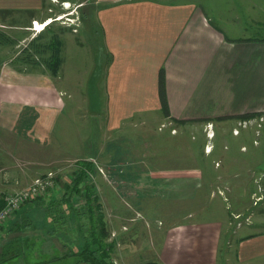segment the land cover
I'll list each match as a JSON object with an SVG mask.
<instances>
[{
    "label": "crops",
    "instance_id": "1",
    "mask_svg": "<svg viewBox=\"0 0 264 264\" xmlns=\"http://www.w3.org/2000/svg\"><path fill=\"white\" fill-rule=\"evenodd\" d=\"M69 2L62 13L76 16L81 26L91 23L99 34L103 138L135 122L157 120L176 124L177 130L207 121L212 129L205 135L208 145L194 148L190 164L180 161L178 150L171 164L136 160L122 168L119 159L111 162L113 175L128 185L112 195L110 217L120 224L108 240L122 251L114 255L115 264H264V223L250 218L255 211L243 210L250 187L256 192V180L264 191V130L234 128V135L233 125L218 124L219 119L264 115V0ZM41 9L42 0H0V13L27 10L36 23ZM58 74L55 79L44 69L0 71V129L50 146L64 107ZM79 81L87 82L73 75L69 86L77 89ZM77 98L84 104V94ZM106 143L99 144L100 155L108 153ZM97 187L98 201L105 202L103 185ZM203 201L218 203L207 210ZM149 219H156L153 229ZM9 230L4 235L20 236ZM20 232L29 237L30 254L26 259L0 256V264H41V258L47 261L61 249L62 240L47 229ZM125 244L127 249L121 247Z\"/></svg>",
    "mask_w": 264,
    "mask_h": 264
},
{
    "label": "rangeland",
    "instance_id": "2",
    "mask_svg": "<svg viewBox=\"0 0 264 264\" xmlns=\"http://www.w3.org/2000/svg\"><path fill=\"white\" fill-rule=\"evenodd\" d=\"M69 1L73 2V0ZM69 1L68 3H63V0H42V9L40 11V13L42 12V15L40 18L35 19L38 20L35 28H37L40 23H43L46 20H51V22L45 27L48 28V31L57 32L62 41L60 51L62 61L59 69V73L62 77L56 84L57 87H63L65 90V94L59 93V97L64 103L62 116L57 119L53 126L50 134V146L43 147L37 145L35 144V140L32 138L22 137L20 135H16L17 137H14V133L10 134L6 130L0 129V191L11 192L24 188L34 178L49 171L53 173L55 177L54 179L60 176L63 177V179H71L73 177L72 171L76 170L74 161L77 159L75 157L91 156V158H88L87 160L92 161L96 170L94 173H91L88 181L93 184V193L96 197V189L98 188L97 184H102L104 187V194L106 196L105 202L103 201L99 203L101 210L103 211L104 221L110 237V232L113 231L112 228L116 229L120 224V221H115V219L110 217L111 211H114L115 209V200L112 198V195H114L115 190L119 191V189H128V185H126V183L119 181L116 175H113L115 170L110 168V165L112 164L111 162L115 159H119L122 168L127 166L129 162H138L136 160L142 161L141 163L143 164L144 162H162V160H165L164 162L171 164V161L176 155L175 150H178L179 157L181 158L180 161L190 164V162L193 161V156H195L192 154L194 148L208 145L210 138L205 135L212 129L211 124L207 121L199 123H186L183 128L181 127L182 129L180 128V130H177L175 129L177 126L176 124L157 122L159 121L157 120L147 125H139L135 122L128 127H122L120 130L111 132L113 137L110 136L109 139L108 137L103 138V132L101 130L104 129V127L100 113L102 108V98L101 89L99 91L98 88V71L101 68L102 62L100 58L101 50L99 44V34L91 23H85L81 26L78 20L75 22V25H72L70 22L65 21L64 17L59 20L54 19L56 15L64 14L62 13V5H70ZM74 1L75 2L73 3L80 2V0ZM86 6L89 9V6ZM14 11L15 10H9V12L0 13L2 14L0 16V21L3 23L0 24V29L15 40V44L13 45H0V71L8 70V67L12 69L43 70V67L41 66L28 67L18 63L14 59L15 55L25 45V43L38 33L42 32L45 28H41L39 31L35 32L30 30L29 27L32 22V20L29 19L30 13L27 12V10H16L17 12ZM36 14H39V12ZM25 23H29L27 28H21V25ZM76 28L78 30H76ZM75 30L77 32L72 33V31ZM43 39H40L39 41H42ZM73 75H78V79L85 78L87 82L79 81L77 89L75 87L72 89V87L69 86V83H71L70 81H72ZM58 77L59 74L55 76V79H58ZM70 89L72 90V94L67 95L71 93ZM79 93L85 95L84 104H81L80 100L77 101V95H79ZM218 124H225L226 128L229 125H233V127L230 128H232V133L236 130V134L238 133L237 129L251 128V126L254 127L256 131L262 129L264 130V115L261 116L259 114L248 117L219 119ZM212 128L214 130V126ZM169 132L174 134L169 135ZM105 134H108V132L105 131ZM256 135H258L257 132ZM105 139L109 142L106 143L108 153H101L100 155L97 152L99 150V144L101 142H105ZM253 143H257L256 139L253 140ZM241 148L243 149V147ZM101 162H104L105 166H101ZM107 165H109L108 168L106 167ZM98 166H100L101 169H99ZM256 181V192H252V187H250L249 192H251L249 193L248 201L243 203V210L255 211L256 213L252 216L249 215L250 218H252L253 221L264 223V191H262L261 185L258 184V180ZM57 185L59 187L62 186L60 184ZM58 186L56 188L54 186L43 195L40 194V196H49L51 194L56 196ZM60 190L62 189L60 188ZM72 199L74 208L82 211L84 201L80 197H73ZM125 200L127 201L128 199ZM30 201H32L34 206L29 207L28 204H23L4 226L6 227L4 233L7 227L12 225V227H15L16 225L17 227L21 225H25V227H30L32 225H50L47 222V219L42 217L45 210V208L43 210L42 207L43 201H38L34 198ZM130 203L133 204L132 201H130ZM217 203V201H203L202 204L205 209L207 207V210H209L213 206H216ZM173 204L174 207H176V203H170L172 206ZM223 205L225 204L223 203ZM196 206L197 204H195V207ZM159 207H161V205ZM123 208L127 209L125 204ZM186 208H191V206L182 207L181 209L187 210ZM119 210L120 209L117 211ZM27 214L30 219H24L23 216ZM207 215L209 216V214ZM155 220L156 219L148 220V226L151 229L156 226ZM160 220L163 221V219ZM27 222L28 224H25ZM82 222L86 223L85 216L81 215L76 218V216H73L72 213H69L66 216L64 224L57 223L53 227L58 228L62 237L67 239L70 236V239L74 240L76 237L79 238L77 235ZM126 223L127 221H125V224ZM71 227L73 231L69 232ZM20 229H23V227ZM13 231L14 233L16 231V233L22 235L19 229ZM51 233L55 234L54 232ZM61 234H55V238L60 240L58 236H61ZM15 236L16 234L9 235V233L7 236L6 234L0 236V243H2L0 251H2V249L8 245L7 243H9ZM142 244H147V241L145 240ZM123 246H127L126 244L121 247L123 249H127V247ZM28 248V245L22 244L23 259H26V256L31 252ZM68 248L70 250L74 249V247L70 245ZM6 252H12V248H6L2 253L0 252V256L2 258L8 257ZM119 252L121 255L122 251L118 250V247L115 246L113 254L111 255L112 264H115L114 255ZM139 258L142 259V257ZM72 260L74 259L71 256L65 257L60 260L62 262L59 264H71L70 261ZM134 261L139 262L140 260L136 259ZM57 263L58 262L53 259H50L47 262V264Z\"/></svg>",
    "mask_w": 264,
    "mask_h": 264
},
{
    "label": "trees",
    "instance_id": "3",
    "mask_svg": "<svg viewBox=\"0 0 264 264\" xmlns=\"http://www.w3.org/2000/svg\"><path fill=\"white\" fill-rule=\"evenodd\" d=\"M47 29L48 28L45 27L42 32L29 39L18 51L14 59L18 63L28 67L41 66L50 76L54 77L58 74L62 61L60 56L62 41L57 32L48 31ZM40 39L43 40L39 41ZM13 44H15V40L7 35L2 29H0V45ZM160 100L161 109L165 112L166 104L162 97L161 89ZM74 162L76 165V170L72 171L73 177L71 179H63L61 176L54 179L55 188L58 186L57 184L62 185L61 187L58 186V192L56 195L57 197H53V195L41 197L38 195L34 198L38 201H43L42 207L43 210L44 208L45 210L42 214V217L47 219V222L50 225H32L30 227L39 228L43 232L47 229V232L49 231L50 233L54 232L57 234L58 230L55 229L58 228L53 226L57 223L64 224L67 214L72 213V215L76 216V218L83 215L86 218V223H80L81 227H79L77 235L79 238L76 237L73 240L70 239V236L67 239L62 236H58V238L62 240L61 249L55 256H50L49 260H57V264H59L61 263L60 260L62 258L71 256L74 259L72 264H112L111 255L113 254L115 242L113 240L107 239L109 233L104 221L103 211L101 210L98 198L93 193V184L88 181L89 176H91V173L95 172L96 168L91 160L78 159ZM60 188L62 190H60ZM73 197H80L84 201L82 211L74 208L72 203ZM24 204H28L29 207L34 206L32 201H28ZM28 216L29 215L27 214L23 217L24 219H30ZM25 224H28V222ZM12 226H8L6 231H9L11 228L19 229L20 231L26 228L25 225L18 227L17 225L15 227ZM22 227L23 229H20ZM28 238L29 237L25 236L24 234L13 237L11 239L13 245H9L10 248H12V252H6V254L8 256L10 254H23L22 244L26 245L25 242L29 240ZM67 240H69V242H67ZM69 245L73 246L74 249L70 250L68 248ZM43 259L44 258L40 259L41 264H47L48 260L46 261Z\"/></svg>",
    "mask_w": 264,
    "mask_h": 264
},
{
    "label": "built area",
    "instance_id": "4",
    "mask_svg": "<svg viewBox=\"0 0 264 264\" xmlns=\"http://www.w3.org/2000/svg\"><path fill=\"white\" fill-rule=\"evenodd\" d=\"M64 3V2H63ZM62 17L65 18V21L70 22V24L75 25V22L78 20L75 16L74 19L71 17H67L64 14L56 15L54 17L55 20H59ZM34 22H31V26L29 27L32 31H37L33 28ZM67 24V25H70ZM259 131V130H257ZM236 134V130L233 131ZM211 136V133H208ZM54 175L52 172H46L43 175H40L34 178L26 187L21 188L19 190L11 191V192H2L0 191V236L4 234L5 225L14 215V213L22 206L24 203L32 200L38 195H43L50 189L54 187Z\"/></svg>",
    "mask_w": 264,
    "mask_h": 264
},
{
    "label": "bare ground",
    "instance_id": "5",
    "mask_svg": "<svg viewBox=\"0 0 264 264\" xmlns=\"http://www.w3.org/2000/svg\"><path fill=\"white\" fill-rule=\"evenodd\" d=\"M63 7H67L68 5L67 4H63L62 5ZM51 22V20H46L45 22H43V23H40L38 26H37V28H33V29H35V30H37V31H39L41 28H44L47 24H49ZM37 23L36 22H34V27H35V25H36Z\"/></svg>",
    "mask_w": 264,
    "mask_h": 264
}]
</instances>
